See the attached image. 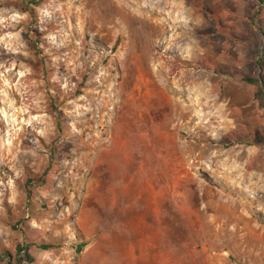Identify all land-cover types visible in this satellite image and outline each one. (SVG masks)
Returning a JSON list of instances; mask_svg holds the SVG:
<instances>
[{
  "label": "rangeland",
  "instance_id": "1",
  "mask_svg": "<svg viewBox=\"0 0 264 264\" xmlns=\"http://www.w3.org/2000/svg\"><path fill=\"white\" fill-rule=\"evenodd\" d=\"M186 2L0 0V264H264V110L221 113Z\"/></svg>",
  "mask_w": 264,
  "mask_h": 264
},
{
  "label": "crops",
  "instance_id": "2",
  "mask_svg": "<svg viewBox=\"0 0 264 264\" xmlns=\"http://www.w3.org/2000/svg\"><path fill=\"white\" fill-rule=\"evenodd\" d=\"M187 1L183 15L190 18V28L195 33L187 38V55L203 70L209 67L216 72L237 74L228 83L232 90L226 93L229 108L226 105L221 113L237 121L262 115L264 107L255 94L263 86L244 81L246 75L239 73L255 71L264 56V0ZM255 128L248 130L247 141L253 152L258 151L256 144L262 142Z\"/></svg>",
  "mask_w": 264,
  "mask_h": 264
},
{
  "label": "trees",
  "instance_id": "3",
  "mask_svg": "<svg viewBox=\"0 0 264 264\" xmlns=\"http://www.w3.org/2000/svg\"><path fill=\"white\" fill-rule=\"evenodd\" d=\"M258 62H260V59L258 60ZM245 81H248V82H252V83H256V80L252 77H245L243 78ZM256 96L257 98L259 99L260 101V104L262 107H264V88H260L257 92H256ZM84 246V244H80L77 249L78 250H81L82 247ZM40 248H43V249H48L50 248L51 246L48 245V244H41L39 245ZM29 245H22V244H17L16 246V252H17V255H18V264H22V261H21V258H20V255L21 253L25 252V257L26 259H28V264L29 263H32L33 262V258L31 256V254L29 253Z\"/></svg>",
  "mask_w": 264,
  "mask_h": 264
}]
</instances>
